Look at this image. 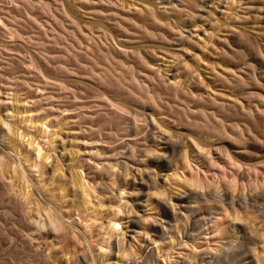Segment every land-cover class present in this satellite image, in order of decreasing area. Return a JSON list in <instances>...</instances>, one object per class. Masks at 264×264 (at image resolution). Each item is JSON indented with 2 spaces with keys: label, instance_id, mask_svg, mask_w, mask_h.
Returning a JSON list of instances; mask_svg holds the SVG:
<instances>
[{
  "label": "rangeland",
  "instance_id": "374dc122",
  "mask_svg": "<svg viewBox=\"0 0 264 264\" xmlns=\"http://www.w3.org/2000/svg\"><path fill=\"white\" fill-rule=\"evenodd\" d=\"M232 1L220 11L211 8L207 14L201 11V0H185L184 7L180 8L161 4V0H36L33 6L25 5L24 0H0V112H4L6 103L13 98L14 105L17 100L21 105L35 104L30 115L33 121L36 119L34 115L41 112L47 113L48 121L56 119L58 123L54 121L53 125L57 126L47 129L49 138L52 137L51 133L56 132L51 157L46 160L48 149L44 148L41 158L45 180L47 176L54 175V181L38 183L29 173L35 183L30 185L24 183L16 171L17 161L22 158L20 149L24 148L23 145L29 149L28 137L21 139L20 133L39 137L40 125L37 123L29 129L28 123L26 126L23 123L22 115L10 120L15 126L11 138L20 147L19 151H15L10 145L11 149L3 152L7 164L4 173L5 176L14 177V188L6 194L0 192V264H51V255L63 263L69 257L63 256L66 252L80 255L82 250L88 249L78 232L85 222L92 230L91 234H86L92 240L91 248L94 252L98 250L100 236H97V229L101 221L107 220L111 199L109 193L101 190L102 182L107 178L96 171L100 164L90 158V153L105 152L110 161L115 162V159H122L116 155L124 152L121 147L125 142L143 145L147 132L142 121L143 114L155 112V106L162 110L159 118L166 129L187 143L200 139L220 164L212 167L205 162L201 165L202 169L196 171L199 174L195 172L196 175L193 172L197 168L192 161V153L188 155L187 163L178 152L174 158L175 163L180 165L179 174L182 177L198 176L207 190L219 185V188L222 187L219 193L224 191L226 185L233 190L235 175H241L243 181L238 180L234 190L236 193L245 191L247 199L243 203H232L215 197L213 200L210 196V199L197 200L199 203L193 201V206L200 213L209 209L217 211V214L213 211L209 219L201 217V221L198 220L201 234L194 240L187 239L186 235L193 225L192 221L176 208L177 211L171 212L169 218L173 222L171 229L169 232L167 229L164 241L157 243L163 247L162 256L156 264H260L259 257L264 256L260 248V245L264 246V0H244L242 6L252 7L249 11L252 17L247 27L239 26L244 32L243 42L234 40L233 36H228L226 41L218 37L225 36L223 32L233 25L234 20L230 16L243 11L236 2L238 0ZM151 9L156 12L155 15L149 12ZM188 12L204 16L191 26V41L176 45V30L183 25L188 26L185 23ZM206 16L213 23L207 35L199 28L206 22ZM18 33L32 36L40 33L43 49H35ZM184 33L188 34L187 31ZM42 51L50 57L43 58L39 54ZM193 51L198 54L197 60L185 55ZM224 51L229 54L228 61L221 56ZM36 57L43 71L33 68L31 59ZM177 62L178 70L174 69L172 78L180 85L173 86L166 81L164 68ZM60 64L70 69L60 70ZM158 66L161 67L159 71ZM239 68L251 74L245 75V86L229 85L223 81L217 85L211 83L210 78L216 71L231 69L237 72ZM56 79L67 87L63 88ZM224 86H227V93L241 101L240 104L218 106L220 103H215L205 93L208 87L215 94ZM190 89L196 93L195 97L185 95ZM116 103L126 105L127 112H120L122 116L112 111L115 109L112 104ZM184 106H189L193 112H183L181 108ZM255 106L262 109L260 113ZM51 108L54 109L53 113ZM80 113L93 119L89 123L86 118V123L80 127L82 135H76L69 128H72L70 123L76 118L74 116ZM134 114L140 117V129L136 135L113 138L115 140L111 144H98L106 149L93 148L95 144H90L91 139L98 135L102 138L110 133L121 134L124 118L129 119ZM204 115L210 118L206 119ZM217 122L220 124L217 125ZM64 124L67 127L61 130ZM77 128L73 126L74 130ZM37 140L42 142L40 137ZM123 155V159L130 161L126 154ZM229 155L235 164L227 162ZM144 166L148 168V165ZM115 168L118 169L117 166ZM80 172L87 180L100 186L99 198L89 199L90 206L103 215L100 216L101 221L95 214L76 211L77 207L82 209V194L73 187L69 177L77 178ZM63 194L66 195V202H63ZM46 196L69 221L59 240H54L55 235L50 227L39 230L33 224L37 200H44ZM151 197L150 201L155 202ZM26 198L31 201L28 208L24 205ZM97 200L104 203L102 209L98 207ZM153 209L149 213L160 216V208ZM235 219L247 221L254 234L252 238H247L239 233L241 251L236 250V256L231 253L229 259L219 250L221 244L218 240L224 236L214 231L213 221L217 220L216 225H221ZM149 222L146 220V223ZM73 225L77 226V230L73 229Z\"/></svg>",
  "mask_w": 264,
  "mask_h": 264
},
{
  "label": "bare ground",
  "instance_id": "6f19581e",
  "mask_svg": "<svg viewBox=\"0 0 264 264\" xmlns=\"http://www.w3.org/2000/svg\"><path fill=\"white\" fill-rule=\"evenodd\" d=\"M21 1L23 2V0ZM35 1L24 0L23 3L27 6H33L34 5L33 3ZM184 1L185 0H161L160 3L166 4L167 6L170 5V7L172 6L175 8H180V7H184ZM201 1H202V5H200L201 11L203 13L208 14L211 12L210 10L211 8L214 10L219 9L218 11H220L223 7H226L232 0H201ZM233 2L234 0L232 1V3ZM236 2L240 5V6L238 5L239 7L243 8L242 5L244 0H238ZM213 5H216V7H213ZM251 9L252 7L249 5L244 7L241 13L239 14L236 13V15L232 14L230 18L233 19L234 23H236L237 25H234L233 23L232 26H229L228 30L223 32L225 33L224 34L225 36H218V37H220L222 41H226L228 36H233L234 40L237 39L238 41H242V39H244L243 38L244 32L240 29V27L248 26L247 23L252 17L249 13ZM152 10L153 9H151L149 12L155 15L156 12ZM164 10L169 11V9H164ZM203 16L204 14L201 13L188 12L186 14L185 23L188 24V26L183 25L176 30L175 33L176 45H181L184 41L186 42L191 41V36H192L191 26H194L195 25L194 22H196V20H201ZM205 21L206 22L201 24L199 28L203 34L207 35L210 33L209 29L213 26V23L211 22L212 20L209 18V16H206ZM185 31H187L188 34L184 33ZM18 36L28 40L35 49L37 50L43 49V40L40 37V33H36L34 36L30 34L27 35L23 33H18ZM68 47L69 46H66L67 50L69 49ZM39 54L42 55V57L45 59H48L50 57L49 54L44 51L40 52ZM185 55L186 56L188 55L190 58L193 57L195 60L198 59V54L195 51ZM221 56L223 59H226L227 61L229 60V54L227 52L224 51L221 54ZM31 60H32L31 64L34 69L43 71L42 66L38 64L37 57ZM177 67H178V62L176 63V65L175 63H170L169 65L166 66V68L163 67L165 70L164 76L166 77L165 78L166 81L172 84L173 86L180 85L178 84L175 78H172V75L174 74L173 73L174 69L178 70ZM158 68L161 67L158 66L157 70ZM58 69L69 70L70 68H68V66L65 64H60L58 66ZM154 69L155 68H152V70ZM240 70L241 68H239L237 72H234V70L231 69H220L216 71L215 74H213L212 78H210L211 83L217 85L219 81H223L224 83L229 85L235 83L240 86H245L246 85L244 81L245 75L247 76L251 74L247 73L244 70L242 71ZM168 73H170L169 76ZM58 81L61 86H64L63 88L67 87V85H65L64 82H62L61 80ZM224 87L226 88L227 86ZM225 88H221L217 90L215 94H213L212 90L208 87L205 93L215 103L219 102L220 104L218 106H224V104H228V106H236L240 104L241 101L238 100L237 97H234L232 94L227 93L226 91L228 89ZM185 95L195 97L196 93L190 89L186 92ZM12 99L10 98L9 99L10 102L8 101L6 103L4 112L2 113L0 112V143H2L1 144L2 151H0V183H1L0 192L2 194H6L14 188V177L12 175L5 176L4 173V169L7 164L5 162L3 152L11 149L10 145L13 146V150L19 151L20 146L18 145L16 140L13 141L10 135L13 128L15 127L10 120L15 118L16 115H22L23 123H25V126L26 123H28L29 129L32 127V125H36L38 123L40 125L38 129V134L39 137L42 138V142H40L39 140H37L39 137L36 136L34 137L30 133H25V134L20 133L21 139L28 137L27 143L29 146V149L26 148V145H23L24 148L20 149V154L22 158H20L17 161V169H16V171H18L20 175V178L24 181V183L30 185H33L35 183H33V180L29 177V173H32V175L37 179L38 183L46 184V182L53 183L54 181V175L47 176L46 179L47 181L45 180L44 165L41 164V158L43 156L42 151L44 150V148L48 149V152L46 153L47 156L46 160H48L51 157V152H53L54 150L53 144L55 142V137L53 136L55 135L56 132L51 133L52 137L49 138V136H47L49 135L48 134L49 130L47 129L50 126H54V127L57 126V125H53V123L54 124L55 122L57 123V121H55L56 119L54 120L55 122L52 120L48 121V117L45 115L47 113L44 114L41 112H37V113L35 112L36 115L34 116L36 117L37 120L35 119V121H33L34 119L30 115L33 112L32 108L35 106V104L34 106L32 104H30L29 106L26 105L25 103H24L25 105L24 104L21 105L20 104L21 102L17 100L18 99L17 98L16 99L17 101H15L16 104L14 105ZM112 106L115 107V109L112 111L117 115L119 114V116L120 115L122 116L120 112H127L125 104L116 103V104H112ZM255 109L259 113L262 110L258 106H255ZM181 110L185 113L193 112V109L190 108L189 106H184L181 108ZM154 111L156 113L149 112L143 114L142 121L147 131L145 134V138L143 139L144 141L142 143L143 145L138 146V143H136L137 146H135V143L125 142L121 147L122 149H124V152L122 154L119 153L116 155V157L118 155L122 157L121 160L115 159V162H112L109 159L110 157L106 156L105 152L102 153V151H96L90 153L91 155L90 158L97 160V164H100V166L96 168V171H98L101 175L107 178V181L102 182V186H101L102 187L101 190L109 193L108 197H110L109 199H111L110 201L111 211L108 212L109 215L106 217L107 219V220L105 219L106 221H101L100 218L102 217L100 216H103L101 215V212H99V210L95 208L93 209V207L90 206L89 197L98 199L99 194L101 192L98 188L100 186L98 184L97 186L91 180L89 179L87 180L85 177H83L81 175L82 172H80V174L78 175L79 177L77 178L71 177L72 178L71 179L69 177V181L71 182L73 187L79 189L82 194L81 195L82 209L80 210L81 207H77L76 211H79V213L81 211V213L89 212V214H93V215L95 214L96 217L98 218V221L99 220L101 221L99 228L97 229V236H100V239L98 240L99 247L96 252L92 250L91 248L92 240L90 241L86 237V234L88 233L91 234L92 230H91V226L88 225L87 222H85L83 224V228L80 229V231L78 232H80V234L82 235L83 242H86V247L88 249L82 250L80 255H76V253H70V252L64 253L63 256L65 257L69 256V257L66 260H64L63 263H61L59 259H55V257L51 255V264H156L157 259H159L162 256L161 253L163 247L162 245L157 243L164 241L163 239H165L169 230L171 229L170 227L173 222L169 218L171 212L177 211L176 208L180 211L179 213H183L184 215L186 214V216L188 217L186 219L192 221L193 225L191 226V228H188L189 229L188 231H186L187 228H185L184 230L186 231L187 239L192 238L194 240L198 238L199 235L201 234L200 231L201 229L199 230L200 225L198 224V222L201 220L199 219L201 217L205 219H209L210 217L213 216V211L215 213L217 211L209 209V211H204V213H200L197 209H195V206H193L192 203L193 201L195 202L197 200L200 201V199L203 200V198L208 199V197L210 199V196L211 198L213 197H215V199L218 198L220 201L226 200V201H231L232 203L235 202L243 203V201L245 202V200H247L244 193L245 191L243 193H236L237 191L234 190L235 185L238 184L237 181L238 180L243 181L241 175L239 176L235 175V177L233 176L234 178H236L234 179V181H232V184H234V182L236 183L233 187L234 188L233 190H231L232 187H229L230 185L229 186L226 185L224 186L225 189L223 187L224 191L222 193H219V191H222L221 189L222 187L219 188V185H217L218 186L217 188H215L216 185H214V189H211L210 186H208L210 190L209 189L207 190V188L202 184L203 181L201 182L198 179V176L192 175L191 177H186V176L182 177L179 174L180 165L178 166V164L175 163L176 159L174 158V156L177 155L178 152H180L178 154H181L182 155L181 157L184 158V160L185 159L187 160L189 158L188 155L192 153L193 158L192 157L191 158L192 161L195 162L197 168L196 170L193 171L194 173L198 170L200 171L202 169L201 165L205 164V162L210 164L212 167L217 165L218 162L216 161V158L213 157L210 150L203 146L202 141L200 139L191 140L189 141V143H187L175 137V134L169 131L168 129H166L163 124L164 123L163 120L159 118L160 117L159 115H162V110L158 106H155ZM53 112L54 109L51 108V113ZM128 114L131 115L132 112H128ZM213 116L216 117V114L214 113ZM74 117L76 118H74L73 123H70V126H72V128L69 127L68 128L70 129L71 133L74 132L76 135L81 134L80 127L84 125V123H86V118L89 119V123L91 122V119H93V117L90 116L86 117L85 114H81V113ZM204 117L206 119L210 118L209 115H204ZM139 118L140 117H137V115L135 114L129 116V119L124 118V121L123 122L121 121L122 122L121 134L110 133L109 135L102 138L100 135H98V137L91 139L90 144H95V147L93 148L106 149L105 147L100 146L98 144L101 143L111 144L115 140V139L112 140L113 138L130 137V136H134L133 134L136 135L137 134L136 132L140 129V126L138 124V121L140 120ZM120 119L122 120L123 118ZM219 122H217L218 123L217 125H219L222 122V120L220 123ZM65 125L66 124L61 125L62 126L61 130L67 127V125L66 126ZM73 126H77L78 127L77 130H74ZM17 131H19L18 128ZM123 154H126V158L130 159V161L123 159L124 158ZM226 160L232 165L235 164V162L233 161V157H231L230 155L228 156V158H226ZM144 164L148 165V168L145 167ZM115 166H117L118 169H116ZM76 168L80 169L82 167L76 166ZM192 169L193 168L191 167V170ZM229 184H231V182ZM27 187L28 186H26V188ZM29 192L30 191L28 189L27 194H29ZM150 197L154 198L155 202L150 201L151 200ZM62 198L64 199L63 202H66L65 200L66 195L63 194ZM260 198H262V196ZM97 201H98L97 202L98 207L101 208L104 203L101 200H97ZM30 204L31 201H29L26 198L24 205L28 208ZM153 207H156V210L160 208V212H161L160 216L152 215L149 213L150 211L154 210ZM36 213H37L36 215H33V224L35 225V227L38 228L39 230L45 227H50L51 232L55 235L54 240H59L61 238L62 232L66 229V226L68 225L69 222L68 218L64 216L58 208L55 207L54 202L47 199V196L46 198L44 197V200H42V198L37 200ZM238 219L226 221L221 225H216L217 220H215L216 222L213 221L214 231L216 233L219 232L218 234L224 236L223 238H221V240H218L219 244H221L219 246V250L220 252L222 250V252L225 253V255L224 254L223 255L226 258L229 257V259H230V255H232L231 253H233V255L236 256L234 252L237 253L236 250L240 249V245L238 244L241 240H239V237L242 235L247 238L250 237L252 238L253 237L252 234H254L252 231L253 230L252 227L247 221H242ZM146 220H150V222L146 223ZM116 225H119V228H116ZM237 225H240V227H238ZM152 226L155 227V229H151ZM73 229L77 230V226L73 225ZM239 233L242 234L239 235ZM260 248L262 249V253H263L264 246L260 245ZM220 252H218L219 256H220ZM216 253L217 252H215V254ZM261 256L260 257L258 256L260 259V262L258 263L260 264L261 262L262 263L264 262V258H263L264 256L263 257ZM218 260L220 261V258ZM219 261H217V263ZM225 261L228 260L226 259ZM206 264H211V263L207 262Z\"/></svg>",
  "mask_w": 264,
  "mask_h": 264
},
{
  "label": "snow or ice",
  "instance_id": "6c2138e0",
  "mask_svg": "<svg viewBox=\"0 0 264 264\" xmlns=\"http://www.w3.org/2000/svg\"><path fill=\"white\" fill-rule=\"evenodd\" d=\"M116 228H119V225H116Z\"/></svg>",
  "mask_w": 264,
  "mask_h": 264
}]
</instances>
